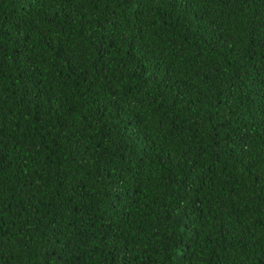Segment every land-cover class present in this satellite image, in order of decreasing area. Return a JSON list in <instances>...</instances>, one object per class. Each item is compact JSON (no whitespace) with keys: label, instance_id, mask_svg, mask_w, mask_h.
<instances>
[{"label":"trees","instance_id":"16d2710c","mask_svg":"<svg viewBox=\"0 0 264 264\" xmlns=\"http://www.w3.org/2000/svg\"><path fill=\"white\" fill-rule=\"evenodd\" d=\"M0 264H264V0H0Z\"/></svg>","mask_w":264,"mask_h":264}]
</instances>
